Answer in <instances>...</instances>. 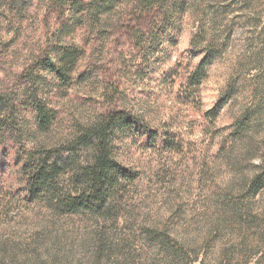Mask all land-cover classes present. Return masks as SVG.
<instances>
[{
  "label": "rangeland",
  "instance_id": "rangeland-1",
  "mask_svg": "<svg viewBox=\"0 0 264 264\" xmlns=\"http://www.w3.org/2000/svg\"><path fill=\"white\" fill-rule=\"evenodd\" d=\"M9 3L0 0V100L11 109L0 125L15 129L0 147V264H264V190L254 189L264 172V0L149 12L133 0L99 23L56 0ZM66 49L81 54L70 69L59 63ZM35 96L53 117L46 133ZM115 114L114 157L137 179L114 217L28 203L19 152L59 150Z\"/></svg>",
  "mask_w": 264,
  "mask_h": 264
},
{
  "label": "trees",
  "instance_id": "trees-1",
  "mask_svg": "<svg viewBox=\"0 0 264 264\" xmlns=\"http://www.w3.org/2000/svg\"><path fill=\"white\" fill-rule=\"evenodd\" d=\"M1 1L3 7L6 4L10 5L9 0ZM127 1L133 0H56V4L79 14L75 17L76 19L86 17L84 12H92L94 21L99 23L102 14L111 12L115 4L123 5ZM179 1L134 0V3L135 8H140L142 12H149L153 9H164L169 3L177 5ZM81 6L85 8H78ZM74 53L68 49L63 50L59 54V63H63V67L67 69L73 65L76 66L77 56L79 59L81 54ZM46 67L63 81L69 78L61 64L56 65L47 61ZM34 98L33 106L38 129L46 133L52 125V114L36 96ZM4 106H7V109L4 110ZM10 109L9 103L0 100V114ZM213 115L217 116L216 111ZM120 116L115 114L103 118L96 125L83 130L72 144L59 150H32L27 154L19 152L21 156L17 159V167L25 179L24 192L28 203H44L60 215H88L104 220L114 217L117 211L114 203L119 193L125 189L126 184H131L137 179V175L119 163L113 154V136L117 129L123 128ZM1 119L0 122H2ZM14 129L0 125V147L3 145L2 138L6 135L5 133L12 135ZM148 135L150 139H156L151 133ZM14 143L18 144L16 141ZM63 151L70 153L69 156H61ZM2 152L4 156L9 155V151L8 154ZM85 152H88L90 156L87 160H82ZM254 189L255 193L264 190V172L254 179ZM153 239L168 253L180 254L179 242L169 234L155 232Z\"/></svg>",
  "mask_w": 264,
  "mask_h": 264
}]
</instances>
